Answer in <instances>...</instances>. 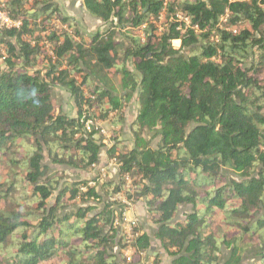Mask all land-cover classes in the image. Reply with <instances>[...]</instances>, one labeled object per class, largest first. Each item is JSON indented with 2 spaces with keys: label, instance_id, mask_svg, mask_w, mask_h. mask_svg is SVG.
I'll list each match as a JSON object with an SVG mask.
<instances>
[{
  "label": "trees",
  "instance_id": "1",
  "mask_svg": "<svg viewBox=\"0 0 264 264\" xmlns=\"http://www.w3.org/2000/svg\"><path fill=\"white\" fill-rule=\"evenodd\" d=\"M82 5L108 24L87 40L53 0L5 1L20 27L0 26V163L7 170L0 176V264H140L149 257L148 235L133 233L127 244L114 225L125 206L118 214L95 187L44 165L45 156L76 170L98 165L102 146L85 123L120 128L133 97L135 146L125 151L113 137L108 155L119 179L103 185L105 195L135 178L133 194L170 264H240L252 245L253 264H264V0ZM162 15L158 32L153 22ZM55 20L69 32L52 29ZM139 28L143 40L122 32ZM54 87L70 93L76 117L55 112ZM145 132L155 133V147L142 141ZM181 208L188 211L178 220Z\"/></svg>",
  "mask_w": 264,
  "mask_h": 264
},
{
  "label": "rangeland",
  "instance_id": "2",
  "mask_svg": "<svg viewBox=\"0 0 264 264\" xmlns=\"http://www.w3.org/2000/svg\"><path fill=\"white\" fill-rule=\"evenodd\" d=\"M61 15L64 18L70 19L78 30L79 34L82 35L84 39H89L97 31H102L108 28V24H103L100 20H97L91 17L84 9L82 5V0H53ZM164 15L156 22H153V25L157 28L158 32H161L164 29ZM52 29L56 31H67L69 32L68 26L61 24L59 20H55L51 24ZM120 31V30H119ZM123 33H131L135 37L144 39V31L142 28L139 29H122ZM121 33V31L119 32ZM118 33V38H121ZM39 45L43 47V50L48 55H52L51 45L46 39H42L39 42ZM172 47L177 49L180 46L179 41H174L171 43ZM52 100L55 107V112L62 114L71 118L76 117V108L72 96L68 91L60 87H54L51 90ZM135 99L130 101L129 104L125 107L124 120L123 123L118 126L112 127L110 123L100 122V129L96 131V139L101 144V152L99 156V163L94 167H90L86 170H76L71 169L66 166H55L51 164L50 160L45 156L44 165L48 167L51 173L62 172L65 180L68 182H78L83 181L87 182L91 187H95L99 194L107 199L108 203L113 204L114 209H116L119 214L120 206L123 205L127 209L123 213L122 220H117L115 222V227L120 229V234H125L126 231H129L130 235L133 233H144L148 235L151 239V247L154 245L157 251L160 253L157 256L151 254L152 250L149 249V257L143 258V263L150 262L154 264V258H156L157 264H169L172 259V256L165 251L158 242L154 239L155 226L150 220V216L147 212L145 204L142 200L137 199L133 194L135 187L134 181L135 178L132 176H127L125 178L124 191L114 194L111 196H106L105 191L103 190V185L106 183L118 182V164L117 161L113 158H110L108 151L113 147L114 141L113 137H117L121 140V146L125 151L131 150L134 148V137L131 132V124L135 120L137 109L136 104H134ZM102 131V132H101ZM142 141H149L151 147H155L159 141L153 132H145L142 138ZM7 174L6 168L0 163V176L6 177ZM224 175L227 178L238 179V177L230 171H225ZM129 191L131 200H128L125 192ZM130 210V216L125 217L126 213ZM188 211V208H181L176 219H181L184 217V213ZM128 219V221H126ZM133 222L134 226H130V223ZM132 227V228H131ZM137 230L139 232H137ZM142 233V234H143ZM155 251V249L153 250ZM222 258L225 259L229 254V248H223ZM128 259V258H127ZM258 260L257 249L254 245L250 247L243 255L242 261L240 264H253Z\"/></svg>",
  "mask_w": 264,
  "mask_h": 264
},
{
  "label": "built area",
  "instance_id": "3",
  "mask_svg": "<svg viewBox=\"0 0 264 264\" xmlns=\"http://www.w3.org/2000/svg\"><path fill=\"white\" fill-rule=\"evenodd\" d=\"M5 1L6 0H0V26H5V27H16V28H19L20 27V22H15V21H11L9 18H8V16H7V14H6V12H5V10H4V7H5ZM176 18L179 20V21H181V22H183V23H185V24H187L188 23V21H187V19L186 18H183L182 16H180V14H177L176 15ZM142 39V38H141ZM143 40V39H142ZM85 127H86V130L88 131V132H91L92 130H99L100 129V122H97V121H87L86 123H85ZM102 132V131H101ZM130 226H134V223L133 222H131L130 223ZM131 227V228H132ZM125 236H126V243L127 244H130V243H132L133 241H134V236L133 235H130L129 234V231H126L125 232ZM131 254H132V250H130V249H127L125 252H124V255H125V257L126 258H128L129 259V257L131 256ZM140 264H152V263H150V262H147V263H143V261L140 263Z\"/></svg>",
  "mask_w": 264,
  "mask_h": 264
},
{
  "label": "crops",
  "instance_id": "4",
  "mask_svg": "<svg viewBox=\"0 0 264 264\" xmlns=\"http://www.w3.org/2000/svg\"><path fill=\"white\" fill-rule=\"evenodd\" d=\"M134 104H136V102H134ZM137 114V113H136ZM136 118V117H135ZM133 123V122H132ZM131 212H130V210H128V212L126 213V215H125V217L127 218V216H130L131 214H130ZM126 221H128V219H126ZM143 233V232H142ZM159 244V243H158ZM160 245V244H159ZM155 249V251H153ZM151 250H152V252H151V254L155 257V256H157L159 253H160V251H157V249H156V247L153 245L152 247H151ZM150 254L148 253V256H149ZM171 262V261H170ZM170 262H169V264H170Z\"/></svg>",
  "mask_w": 264,
  "mask_h": 264
}]
</instances>
